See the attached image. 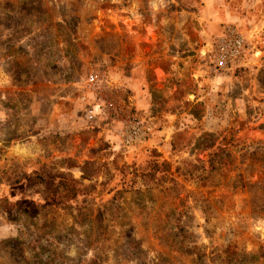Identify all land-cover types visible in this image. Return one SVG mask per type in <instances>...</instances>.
Instances as JSON below:
<instances>
[{"label": "rangeland", "instance_id": "1", "mask_svg": "<svg viewBox=\"0 0 264 264\" xmlns=\"http://www.w3.org/2000/svg\"><path fill=\"white\" fill-rule=\"evenodd\" d=\"M212 1L0 0V264H264V29L225 24L258 33L259 46L214 74L201 55L220 30L206 21ZM90 73L113 87L84 94ZM97 100L150 116L153 141L121 150L107 120L87 123L85 103ZM205 134L229 154L218 174L177 176L184 160L206 161L192 145ZM153 155L171 165L154 182L144 176ZM85 162L97 177L82 179ZM43 165L90 195L45 205L44 187L25 179ZM116 166L144 184L120 194L121 211L110 204ZM30 201L39 206H13Z\"/></svg>", "mask_w": 264, "mask_h": 264}, {"label": "built area", "instance_id": "2", "mask_svg": "<svg viewBox=\"0 0 264 264\" xmlns=\"http://www.w3.org/2000/svg\"><path fill=\"white\" fill-rule=\"evenodd\" d=\"M257 36L258 33L247 35L234 25H225L219 34L211 36L206 42L201 55L209 62L214 74L232 72L245 66L254 51H257ZM113 85L110 76L90 73L81 83L80 89L84 94H97ZM81 101H86L85 95L81 96ZM124 109L129 112L122 116L123 110L117 108L113 101L103 104L97 100L95 103H85V117L90 125L99 120H107L114 129L116 144L124 152L147 146L153 141L155 127L152 118L128 107Z\"/></svg>", "mask_w": 264, "mask_h": 264}, {"label": "trees", "instance_id": "3", "mask_svg": "<svg viewBox=\"0 0 264 264\" xmlns=\"http://www.w3.org/2000/svg\"><path fill=\"white\" fill-rule=\"evenodd\" d=\"M55 139H59L55 137ZM217 137L213 134H205L194 139L193 149L199 150L205 153L206 161L199 163L200 165L194 164L192 161H183V169L177 167L175 172L177 176H182L184 179L198 180L201 182H207L214 178L221 169L223 163V158H228L229 154L225 152L224 149L215 150V145L217 144ZM191 147V145H190ZM95 165L94 162H85L81 167L82 179H91L98 176L95 175L91 167ZM104 166L109 168V163H104ZM116 170L120 172L121 175V190L114 189V195L110 204L112 205V210L121 211V206L119 204L120 194L126 190H130L132 186L138 185V187L143 186L142 180L136 181V174L134 173L131 180H127L129 172L126 171V167L118 168ZM94 171V170H93ZM171 165L166 162H159L158 156L153 155L152 160L147 163L145 178L149 181L159 180L163 175L170 174ZM109 174V169L108 172ZM28 181L29 187L35 185H41L44 187V194L42 195L45 205H56L63 206L66 208L71 203H76L77 199L81 196L87 197L91 193V186H83L81 180L74 179L70 174H64L55 172L53 168L47 165H43L41 171H35L30 176L25 178ZM140 181V182H139ZM144 181V180H143ZM85 202V201H84ZM83 202V203H84ZM116 203V204H115ZM20 206L21 208L28 207L29 211L37 208L39 205L34 202L26 203H15L13 205ZM86 206L76 207L77 211L76 219L82 221L86 213L84 212ZM28 215L29 213L26 212ZM190 252L191 250H187ZM229 257V256H228ZM199 259L206 258V254L198 255ZM225 261H223L224 264Z\"/></svg>", "mask_w": 264, "mask_h": 264}, {"label": "crops", "instance_id": "4", "mask_svg": "<svg viewBox=\"0 0 264 264\" xmlns=\"http://www.w3.org/2000/svg\"><path fill=\"white\" fill-rule=\"evenodd\" d=\"M249 2L250 0H231V3L238 6L237 10H232L229 5L225 6L220 5L219 3L218 5H216L217 2L213 0L212 11L211 13H208L206 21L220 28V30L216 34H219L222 31L223 26H225V24L227 23H233L239 26H244L246 24V21L251 25V27H258L264 29V0H253V3H261L263 7V10L259 12V14L255 15H249L248 12H246V7H249ZM219 6H222L223 9H220Z\"/></svg>", "mask_w": 264, "mask_h": 264}]
</instances>
